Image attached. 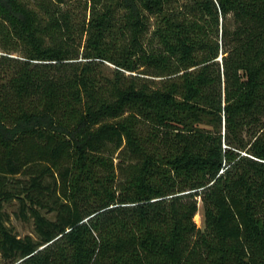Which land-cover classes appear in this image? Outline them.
Returning a JSON list of instances; mask_svg holds the SVG:
<instances>
[{
    "label": "trees",
    "instance_id": "1",
    "mask_svg": "<svg viewBox=\"0 0 264 264\" xmlns=\"http://www.w3.org/2000/svg\"><path fill=\"white\" fill-rule=\"evenodd\" d=\"M83 10L0 0V264H264V0Z\"/></svg>",
    "mask_w": 264,
    "mask_h": 264
},
{
    "label": "rangeland",
    "instance_id": "2",
    "mask_svg": "<svg viewBox=\"0 0 264 264\" xmlns=\"http://www.w3.org/2000/svg\"><path fill=\"white\" fill-rule=\"evenodd\" d=\"M86 0H67V4L70 9L75 11L74 13L78 12H84L83 6ZM9 210L12 211V208L10 207ZM195 222L197 225L201 228H204L205 222H204V208L202 205L201 199H199V208L198 212L195 216ZM15 227L16 230L19 232L21 236H24L26 234H30L32 236H35L34 230H33V225L30 222H22L18 219H16L14 216H12V222H11Z\"/></svg>",
    "mask_w": 264,
    "mask_h": 264
}]
</instances>
